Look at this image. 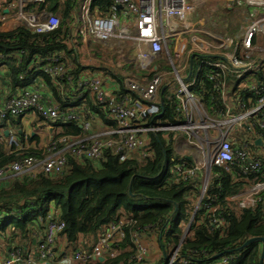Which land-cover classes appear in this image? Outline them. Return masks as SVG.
<instances>
[{
  "label": "trees",
  "instance_id": "trees-1",
  "mask_svg": "<svg viewBox=\"0 0 264 264\" xmlns=\"http://www.w3.org/2000/svg\"><path fill=\"white\" fill-rule=\"evenodd\" d=\"M9 1L0 0V5ZM78 2H27V10L45 9L59 15L61 23L48 32H37L26 25L14 31L0 32V78L10 93L7 96L37 85L42 89L43 99L54 102L62 110L80 106L93 112L108 127H113L115 122L108 117L92 91L79 85L82 77L92 73L102 78L109 76L119 85L118 96L125 93L135 96L125 85L127 78L144 82L164 69L160 65L157 71H142L123 61L117 67L116 63L110 62L114 58L117 61L119 55L96 42L87 47L88 59H101V53L107 52L110 60L102 67L84 62L80 51L84 45L76 23ZM94 5L101 15L116 11L114 0H94ZM214 57L194 56V68L188 82L192 81L199 60ZM58 63L65 65L62 75L53 77L45 71ZM209 69L205 64L200 66L192 90L200 96L208 114L216 116L225 110V106L215 86L216 81L208 77ZM252 78L264 79V65ZM235 79L233 73L226 77L228 82ZM177 91L178 84L173 79L160 87L161 111L150 117L147 124L162 126L183 121ZM34 114L45 121L38 113ZM10 121L23 146L22 116L11 117ZM53 125L49 141L67 134L83 133L75 121H57ZM7 126L6 120L0 122V166L25 155L43 156L47 146L39 149L23 146L6 152V135L2 128ZM179 133L150 131L145 146L148 154L143 158L135 154L121 161L110 148L100 161H93L68 151L66 164L59 171H39L35 176L16 177L1 184L0 250L8 252L20 248L24 254H34L44 234L46 215L53 210L56 218L65 224L57 239L61 255L69 256L76 250L91 251L99 236L122 217L136 220L134 227L146 235L155 232L162 249L155 261L133 262L134 246L127 235L117 245V256L74 264H164L178 247L179 255L188 257L192 264L213 262L224 256L230 258L228 264H259L263 246L260 238H264V191L262 201L252 208H239L227 197L242 191L249 184L247 177L258 175V179L263 180L264 166L255 174H244L236 163H212L207 189L198 204L202 178H175L176 164L194 165L192 160L176 152L175 137ZM37 138V135H29L28 140ZM258 156L264 161V154ZM213 208H217L216 211ZM214 217H221L223 226H213L211 220ZM252 237L256 239L245 244Z\"/></svg>",
  "mask_w": 264,
  "mask_h": 264
},
{
  "label": "built area",
  "instance_id": "built-area-1",
  "mask_svg": "<svg viewBox=\"0 0 264 264\" xmlns=\"http://www.w3.org/2000/svg\"><path fill=\"white\" fill-rule=\"evenodd\" d=\"M44 0H16V9L12 13L0 16V32H9L23 25L37 32H48L59 27L60 16L45 9L27 10L26 3ZM206 0H114L116 11L101 15L94 5V0H79L76 13L77 31L85 47L93 42L110 48L114 53L125 57L128 53L131 61L142 71H157L158 60L165 59L168 70L155 72L148 81L138 82L133 78L125 80L126 87L136 95L125 93L118 96L115 91H108L106 79L98 74H86L79 81L80 86H87L107 111L108 117L115 122L113 127L94 131L97 119L93 112L80 106L62 110L58 105L43 99L40 86L25 87L16 95L0 98V122L6 120L8 131L4 150L21 149L19 139L11 124V117L38 113L54 128L57 121H75L83 133L67 134L51 139L46 145L43 156L25 155L0 166V185L13 178L25 175L35 176L39 171L52 173L63 169L66 154L100 161L107 149H114L121 161L133 155L139 158L148 153L145 146L150 131H178L186 135L201 153L202 158L192 167L184 163L176 164V180L186 179L205 171L202 176V199L210 177L212 163H236L244 174L257 173L264 166L258 155L264 152V79L252 77L264 65V0H226L236 11L238 3L247 9L239 14L247 19L242 37L222 35L210 32L192 22L190 15ZM117 4L122 7L118 8ZM249 7L251 11L249 12ZM8 10V8H7ZM191 54L195 56L211 55L214 59L199 60L191 82ZM128 57V58H129ZM210 69L208 77L216 81V88L225 110L210 116L199 95L193 92L192 85L201 65ZM66 68L58 63L47 67L45 71L53 77L62 75ZM233 73V82L226 80ZM169 79L178 84V99L184 119L172 125L147 124L150 117L161 111L158 91ZM30 133L25 131V140ZM260 139L261 144L256 140ZM204 177V178H203ZM249 182L242 191L227 197L239 208H252L262 201L264 179L258 175L247 177ZM197 204V205H198ZM217 208H213L216 211ZM44 234L34 254H24L20 248L8 252L0 250V264H61L65 259L75 262H88L100 256L118 255V243L129 235L134 246L133 262H142L149 258L154 247L148 236L134 227L136 220L122 217L103 232L91 251L76 250L71 255H61L57 239L65 224L59 221L50 210L44 220ZM212 225L223 226L221 217H214ZM229 257L201 264H228ZM164 264H192L188 257L179 255V247L167 258Z\"/></svg>",
  "mask_w": 264,
  "mask_h": 264
},
{
  "label": "crops",
  "instance_id": "crops-1",
  "mask_svg": "<svg viewBox=\"0 0 264 264\" xmlns=\"http://www.w3.org/2000/svg\"><path fill=\"white\" fill-rule=\"evenodd\" d=\"M204 4H206V2ZM226 4H227V9L229 10L228 14L226 15L228 17V20L226 22L222 23L220 20H217V19H216L217 21H212V18L211 17L207 18V16L202 17V15H200L199 10H200V7H202L203 5L200 6L196 10V12L192 13L190 15L189 19L192 22H195L197 24H201L200 26L205 28L207 31L221 33L220 29L222 27L223 28L229 27L232 30V34H228V35H232V36L239 35V37H242L244 34V31H245L246 24H244L243 22L239 23L237 20V23H239V25H237L238 29L235 31L233 29V27H234L233 24L236 22L234 17H233L234 10H233V8H231L228 5V3H226ZM7 8H8V10H7ZM236 8L240 9V10L247 9L246 5H244L242 3L241 4L238 3ZM15 9H16V0H10L7 4L0 5V16L4 15L6 13H12V12H14ZM30 10H32V9H30ZM218 15H222L221 11H220V13H218ZM237 16H239V15H237ZM237 16L235 18H238ZM239 21H240V19H239ZM235 37H238V36H235ZM128 60L130 63L134 64L131 61V59L128 58ZM0 69H2V68H0ZM92 74H96V73H92ZM105 79H106V85L108 87L107 88L108 91H115V90L119 89V85H118L116 80H114L113 78H110L109 76L105 77ZM7 94H10V93L8 92V90L6 89V87L3 84V81L0 78V98L6 97ZM22 124L24 127V131H27L26 129L32 128V130L29 131L30 135H32V136L37 135V137H38L37 139L30 140V141L28 139L25 140V142L23 143L24 147L39 149V148H43L47 145L49 139L52 136V131L54 130V128H51V125H49V123L47 121L40 120L37 118L36 114L30 113V114H27L26 116H22ZM107 127H108V125L104 121H102L100 118L96 119L94 122V125H93L94 131H99V130H102V129L107 128ZM33 129H35L36 131H33ZM44 129H46V130H44ZM181 147H184V148L182 149ZM175 148H176V152L180 156H184L188 160H192L194 162V164L197 163L201 159L199 156L200 151L198 150V148L193 143H190L187 140L185 135H182L180 133L176 135V137H175ZM260 153H261V155L264 154V152H262V151L261 152L259 151V154ZM204 174H205L204 170L203 171L198 170V173H197V175L194 176V178H196V179L202 178V176ZM147 236L152 241L154 240V243H153L154 247H153L152 251L154 250L156 254L159 253L158 256H160L162 249L159 245L160 242H159V238H158L157 234L155 232H149L147 234ZM155 253H153V254H155ZM153 254L151 252L150 258ZM151 261H155V259L151 260ZM74 262L75 261L65 259L61 262V264H74Z\"/></svg>",
  "mask_w": 264,
  "mask_h": 264
},
{
  "label": "rangeland",
  "instance_id": "rangeland-1",
  "mask_svg": "<svg viewBox=\"0 0 264 264\" xmlns=\"http://www.w3.org/2000/svg\"><path fill=\"white\" fill-rule=\"evenodd\" d=\"M206 2V4H204ZM227 1L226 0H206V1H204L200 6H202L203 4V6L202 7H200V10H199V12H200V15H202V17H204V16H207V18H209V17H211L212 18V21H217V20H220L222 23L223 22H226L227 20H228V17L226 16L227 14H228V9H227ZM198 7V8H199ZM78 9V8H77ZM220 11H221V14L222 15H218V13H220ZM251 11V9H250V7H249V12ZM239 12H240V9H237L236 11H234V15H233V17H234V19H235V23L233 24V29L236 31L238 28H237V25H239V23H241V22H243L244 24H246V21H247V19L248 20H250L251 18L249 17V14L247 15L246 14V17L244 16H242L241 14H239ZM76 13H77V11H76ZM237 15H239V16H237ZM238 17L239 19H240V21H239V19L238 18H235V17ZM217 19V20H216ZM237 20H238V22L239 23H237ZM220 31H221V33L225 36V35H228V34H232V30L229 28V27H227V28H221L220 29ZM235 36H239V35H235ZM88 50L89 49H87V47H81V49H80V51H81V58L84 60V62H88V63H93V64H95V65H100L101 67H102V65H104V66H106V64H105V62H107V60L109 61L110 59H108V55H107V52H103V53H101V56L103 57V58H101V59H96L95 58V60L93 59V60H89L88 59V57L86 56L88 53ZM89 55V54H88ZM120 56V57H119ZM118 56V59H117V61H115V58H114V60L112 61V62H110L111 64H114V63H116V65H117V67H119L118 65H121V63H122V61L123 62H125V63H129V60H128V57H129V55H128V53H125V57L124 56H122V55H119ZM104 59V60H103ZM129 59H130V57H129ZM82 60V61H83ZM101 61H103V63L101 62ZM158 63L163 67L162 69H164V70H166V69H168L169 68V66L168 65H166L167 64V62H166V60L163 58V59H160V60H158ZM37 118H38V116H37ZM44 127V126H43ZM28 132L30 131V130H32V128H29V129H26ZM44 130H46V129H44ZM33 131H36L35 129H33ZM100 131V130H99ZM180 134H182V135H185V134H183V133H181L180 132ZM186 136V135H185ZM25 139V138H24ZM182 149L184 148V147H181ZM199 156H200V158H202V156H201V153H199ZM204 177H205V174H204ZM203 177V178H204ZM186 229V228H185ZM150 242H152V243H154V240L152 241L151 239H148ZM152 252V254L153 253H155V251L153 250V251H151ZM156 254V253H155ZM153 254L152 256H151V258H150V256H149V258L148 259H151V260H156V259H158L159 258V253L158 254ZM153 258V259H152Z\"/></svg>",
  "mask_w": 264,
  "mask_h": 264
},
{
  "label": "water",
  "instance_id": "water-1",
  "mask_svg": "<svg viewBox=\"0 0 264 264\" xmlns=\"http://www.w3.org/2000/svg\"><path fill=\"white\" fill-rule=\"evenodd\" d=\"M117 7L121 8L122 5L121 4H117ZM194 56H195V54H191V61H190L191 68L193 67V58H194ZM7 133H8V131L6 130L5 134H7ZM256 143L257 144H261L262 141L260 139H257ZM255 239H256L255 237H252V238L248 239L245 244H248V243H250L251 241H253ZM260 239L263 241V246H262V252H261V257H260L259 264H263V260H264V238L261 237ZM99 260H101V261L104 260V257L100 256Z\"/></svg>",
  "mask_w": 264,
  "mask_h": 264
}]
</instances>
